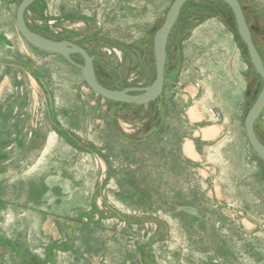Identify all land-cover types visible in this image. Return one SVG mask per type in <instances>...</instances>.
<instances>
[{
	"label": "rangeland",
	"instance_id": "rangeland-1",
	"mask_svg": "<svg viewBox=\"0 0 264 264\" xmlns=\"http://www.w3.org/2000/svg\"><path fill=\"white\" fill-rule=\"evenodd\" d=\"M0 0V264H264L263 80L221 0H189L154 102H111ZM264 61V0H239ZM174 0H35L28 26L94 57L110 89L156 78ZM83 64V59L72 55ZM108 87V88H109ZM255 132L264 143V109Z\"/></svg>",
	"mask_w": 264,
	"mask_h": 264
},
{
	"label": "water",
	"instance_id": "water-1",
	"mask_svg": "<svg viewBox=\"0 0 264 264\" xmlns=\"http://www.w3.org/2000/svg\"><path fill=\"white\" fill-rule=\"evenodd\" d=\"M188 1L189 0H174L166 15L164 23L154 36L156 78L152 84L147 87L110 89L99 81L94 65V57L89 54L84 47L68 40H52L34 32L27 24L25 13L35 0H22L20 2L16 12L15 23L21 35L32 46L50 53L59 54L71 64L82 69L85 82L98 95L116 103L146 105L154 102L163 92L168 39L179 18L183 6ZM221 1L231 8L235 16L238 32L248 48L251 63L263 80L262 90L253 106L247 112L245 129L252 148L262 159H264V143L258 138L254 128L256 120L264 109V61L254 43L240 1ZM76 54L81 56L83 64H78L73 60L72 55Z\"/></svg>",
	"mask_w": 264,
	"mask_h": 264
},
{
	"label": "trees",
	"instance_id": "trees-1",
	"mask_svg": "<svg viewBox=\"0 0 264 264\" xmlns=\"http://www.w3.org/2000/svg\"><path fill=\"white\" fill-rule=\"evenodd\" d=\"M226 4V3H225ZM227 5V4H226ZM228 6V5H227ZM229 7V6H228ZM230 8V7H229ZM231 9V8H230ZM232 11V10H231ZM248 49V48H247ZM76 55H78V54H76ZM78 56H80V55H78ZM81 57V56H80ZM96 73H97V71H96ZM97 77H98V74H97ZM99 79V78H98ZM100 81V80H99ZM101 82V81H100ZM102 83V82H101ZM104 86H106V87H109V86H107V85H105L104 83H102ZM110 88V87H109ZM110 101V100H109ZM111 102H113V101H111Z\"/></svg>",
	"mask_w": 264,
	"mask_h": 264
},
{
	"label": "bare ground",
	"instance_id": "bare-ground-1",
	"mask_svg": "<svg viewBox=\"0 0 264 264\" xmlns=\"http://www.w3.org/2000/svg\"><path fill=\"white\" fill-rule=\"evenodd\" d=\"M252 33V32H251Z\"/></svg>",
	"mask_w": 264,
	"mask_h": 264
}]
</instances>
